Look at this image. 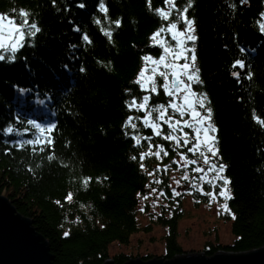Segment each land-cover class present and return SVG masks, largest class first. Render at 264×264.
Wrapping results in <instances>:
<instances>
[{
  "label": "trees",
  "instance_id": "16d2710c",
  "mask_svg": "<svg viewBox=\"0 0 264 264\" xmlns=\"http://www.w3.org/2000/svg\"><path fill=\"white\" fill-rule=\"evenodd\" d=\"M172 3L175 7L165 0H0L1 15L19 23L25 11L28 23L40 29L31 36L26 27L24 47L2 52L0 193L47 240L52 264L151 258L122 251L109 255V248L128 244L134 233L149 232L152 224L166 228L158 257L186 252L177 241L180 195L169 193L167 175L160 182L166 206L148 222L139 220V197L149 189L147 171L155 162L154 155L140 156L157 142L169 151L172 147L171 140L145 127L141 110L128 106L144 94L151 108L166 105L163 89L146 91L137 75L145 56L161 53L154 33L172 23L180 27L185 8L193 21L191 46L201 81L193 88L206 95L211 108L215 158L225 166L232 196L225 217L231 241L208 243L202 252L264 247V0ZM157 9L170 12L169 18L162 19ZM13 55L14 60L7 59ZM236 61H243L244 68L233 67ZM130 117L135 128L128 124ZM38 137L40 143H26Z\"/></svg>",
  "mask_w": 264,
  "mask_h": 264
},
{
  "label": "rangeland",
  "instance_id": "374dc122",
  "mask_svg": "<svg viewBox=\"0 0 264 264\" xmlns=\"http://www.w3.org/2000/svg\"><path fill=\"white\" fill-rule=\"evenodd\" d=\"M168 26H166L164 29H167ZM186 28L187 25L183 22L180 27L177 25L176 31L182 32L185 31ZM190 34L193 35L192 32ZM155 41H163V43H160L162 48L161 53L157 57H145H151L153 60L158 61L162 55H166V62L170 64L175 63L176 65H183L185 63L184 59L173 61L172 56L164 52L165 47H176V40L172 39V36L167 30L161 33V35L157 37ZM185 47L192 49L191 40L186 41L179 50L183 53V55L189 58L188 62L191 63V56L193 53L191 51L183 52V48ZM0 50V54H3L2 52L6 51L5 49ZM145 57L143 58L142 66L138 72L137 80L139 78V74L142 72V70H144L146 63L149 70L154 66L150 61L146 62ZM173 70L178 71V69H165L163 65H160L159 68V71L170 72ZM150 75V71L145 73V81H147V77ZM171 79L172 77L170 75L169 82ZM184 79L187 83L186 77ZM164 82L165 81L163 77L159 75L155 77L154 84L156 88H161V84ZM191 92L195 93L197 96L201 94L193 88V83L191 85ZM144 96H147V94H144ZM166 96L167 103L166 105H163L165 108H167L166 118L167 116H171L173 120H188L189 117L187 114L181 117L178 112H173L171 108H168V104L171 100H173V97L169 95ZM141 102L142 99L141 101L137 102V104ZM177 102L179 103V99H177ZM159 106L160 105L151 108L150 104L148 103L147 109L141 110L144 115L142 117L143 121L144 118L148 116L149 113H151V120L160 125L162 137L172 134L178 137L181 142L178 145L176 141L171 140V151L165 149L164 145L159 142H157L154 147L150 145V147L147 149V152L156 153L162 148L163 151L168 153V155H163V152H161L159 157L154 155L155 162L153 163V169L147 171L150 178L149 189L144 195L139 197L138 201L139 220L142 223L148 222L150 218H155L156 214L161 211L163 206H166L167 197L160 184L162 180L161 176L165 174L168 177L169 193L173 195L179 193L180 195L179 208H181L182 216L177 222V241L181 248L186 252H202V249L208 243L225 244L230 242L232 235L230 233L229 222L225 219L226 215L229 214V211H225L222 207V205L226 203V200L223 196L219 195V192L224 188V181L213 179L216 176V172L208 171L210 165L204 163L203 156H201L199 152L193 153L187 150L192 146L191 144L188 146L183 145V133H189L188 139L191 140L192 143H195L193 138V130L191 128L184 127L183 133L179 130L173 131V129L167 124H164L163 121L157 120V117L160 115V111H162V109H159ZM205 108H207L206 105ZM199 110L206 115L205 109ZM162 127L165 128V132L161 130ZM209 135L213 136V132H210ZM202 151H204L205 154L210 157L211 163H215L217 167L220 166V164L216 161V158L211 157V153H208L206 149H202ZM182 155L186 156L187 160H194L196 163L187 164V166H185L186 161L181 160ZM198 167L203 168L205 172L194 171V169ZM205 173H207V175H205ZM221 175L224 177L223 172ZM185 176L188 178L184 179ZM201 177H204V179H201ZM209 180L211 183H208ZM204 184H206L207 189L202 188ZM195 191L198 192L199 195H194ZM207 193H213L215 198H213L211 195H208ZM204 194L205 196L202 198ZM165 230L166 228L162 227L161 225L152 224V229L149 232L145 233L140 231L134 233L130 237L128 244L119 245L116 243L111 245L109 248V255H112L116 251H122L125 254L131 255L132 257L143 256L145 254H151L155 257L161 256L164 251V240L162 239V236Z\"/></svg>",
  "mask_w": 264,
  "mask_h": 264
},
{
  "label": "snow or ice",
  "instance_id": "6c2138e0",
  "mask_svg": "<svg viewBox=\"0 0 264 264\" xmlns=\"http://www.w3.org/2000/svg\"><path fill=\"white\" fill-rule=\"evenodd\" d=\"M150 2V0H149ZM242 2H246V0H242ZM166 4H172L173 7L175 5L172 3V0H165ZM84 5H80V7H83ZM188 7H191V3H189ZM100 9L102 11H106V8L104 7L103 2L100 4ZM160 15L162 19L167 20L170 16V12H165L163 9H157L156 10ZM187 8L183 10V13L181 14V19L183 22L187 25V28L185 31H176L177 25L175 23H172L168 26L167 29L161 28L159 32L154 33L153 40H156L157 37L161 35L164 31H168L169 34L172 36L173 40H176V47L175 48H169L165 47L164 52L166 54H169L172 56L173 61L184 59L185 63L183 65H176L175 63H168L166 55H162L158 61L153 60L151 57H145L146 62L150 61L154 66L149 70L148 65L146 63L144 70L139 74V78L136 81L138 84L141 85L142 88H145L146 91L150 92H157V88L155 87L154 81L155 77L157 75L163 77L164 83L161 84V88L164 89L165 94L173 97V100H171L168 104V108H171L173 112H178L181 117H183L185 114L188 115V120H173L171 116H167V108L165 106L160 105L159 109H162L160 111V115L157 117V120L163 121L164 124H167L170 128L173 129V131L179 130L183 133V128L188 127L193 130V138L195 140V143H192L191 140L188 139L189 133H183V145L188 146L191 144L192 146L189 147L187 150L189 152H199L201 156H203V160L205 164H209L208 171H215L216 176L213 179H219L224 181V188L219 192L220 196H223L225 200L232 199V196L227 188V185L231 182L227 180L225 177L221 175V173L224 171L225 166L220 165L217 167L215 163L210 162V157L205 154L202 149H206L208 153H211V157H216L218 154V149L215 148V136H210V132H215L216 129L211 125V108H205V101L207 99L205 94H200L197 96L195 93L191 92V85L193 82L195 83H201L199 79V69L195 68V54L194 49H188L183 48V52L191 51L193 54L191 56V63L188 62L189 58L185 55H183L182 52L179 50L181 49L182 45L188 41V40H194L195 37L191 35L190 33L194 31L192 28L193 21L189 20L187 18ZM21 16L25 17L24 20L20 21L19 23L14 19H9L6 16L0 15V49L9 50L12 53H15L19 51L20 48L24 47L23 39L25 35V28H29L31 31L28 33L31 36H34L36 32H39L40 29L36 26V24L33 22L31 24L28 23L27 16L28 13L25 11H22L20 13ZM264 15V14H262ZM117 27H119L120 22L115 21L114 22ZM261 31H264V25H261ZM106 35L111 38V33L106 32ZM85 40H87V36L84 37ZM158 43H163V41H157ZM243 51V49H241ZM6 57L3 54H0V61L5 60ZM9 60H14L15 56L7 57ZM160 65H163L165 69H178V71H159ZM240 67L244 68V62L243 61H236V63L233 65V67ZM83 71V69H81ZM150 71L151 75L147 77V81H145V73ZM171 75L172 79L169 82V76ZM234 76L239 77V72H234ZM187 80V83L185 82V78ZM251 78L250 75L248 77ZM24 91V90H21ZM182 94V95H181ZM191 97V99H190ZM150 99V96H144L142 98V102L137 104L136 98H133L132 102L128 105L130 108H136L138 110H146L148 100ZM177 99H179V103L177 102ZM199 109H205L206 115L203 114ZM144 125L145 127H149L153 129V132L155 135H161L160 131V125L155 123L151 120V113L148 114L144 118ZM29 124H34L33 121H28ZM260 123L264 124V121H260ZM128 124L135 128L136 125L132 123V118H129ZM35 127L40 128L39 125H35ZM7 133H11L13 131L12 127H8L5 129ZM41 132L45 131V129H40ZM47 131H51V128H48ZM135 142L139 144L141 142L139 137H134ZM145 139L150 140L151 137H145ZM164 139L166 140H174L179 145L180 139L176 137L175 135L169 134L167 136H164ZM40 138L38 137L36 141H26V143H40ZM46 143H51L50 140H47ZM23 146V145H21ZM43 149H41L42 151ZM161 152H163V155H168L167 152L163 151L161 148L156 153L148 152V153H142L140 156V159L143 160L148 155H156L159 157L161 155ZM133 159H136V157H133ZM181 160L186 161L185 166L187 164H195L196 161L194 160H187V157L182 155ZM143 167V164L141 165ZM194 171L197 172H205L203 168H196ZM151 174V173H150ZM207 175V173H205ZM188 177L185 176L184 179H187ZM201 179H204V177H201ZM87 183V181H85ZM208 183H211L209 180ZM208 195L213 196L215 198V195L213 193H207ZM176 195H179V193H176ZM66 199H71V194ZM59 203V202H57ZM225 211H229L227 203L222 205ZM235 218V217H233ZM68 233H65V236H67Z\"/></svg>",
  "mask_w": 264,
  "mask_h": 264
},
{
  "label": "water",
  "instance_id": "95a60500",
  "mask_svg": "<svg viewBox=\"0 0 264 264\" xmlns=\"http://www.w3.org/2000/svg\"><path fill=\"white\" fill-rule=\"evenodd\" d=\"M47 240L32 226V220L17 212L0 193V264H52ZM103 264H116L107 258ZM122 264H264V247L248 252L218 250L211 255L184 252L170 259L131 258Z\"/></svg>",
  "mask_w": 264,
  "mask_h": 264
}]
</instances>
